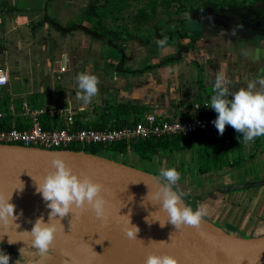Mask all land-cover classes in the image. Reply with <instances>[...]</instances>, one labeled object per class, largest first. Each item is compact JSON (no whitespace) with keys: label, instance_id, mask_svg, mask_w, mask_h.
I'll list each match as a JSON object with an SVG mask.
<instances>
[{"label":"crops","instance_id":"crops-1","mask_svg":"<svg viewBox=\"0 0 264 264\" xmlns=\"http://www.w3.org/2000/svg\"><path fill=\"white\" fill-rule=\"evenodd\" d=\"M20 1L26 8H19L18 0H0V68L9 76L8 84L0 87V112L3 113L0 120L10 118L12 128L30 126L22 111L24 101L33 108L74 110L77 128L123 127L149 113L180 121L215 117L217 113L205 105L211 98L214 74L223 64L228 65L233 90L264 75V47L254 51L251 47L234 46V51L227 52L216 40L213 44L203 41L190 48L188 41L185 46H179L181 55L177 61L159 66L178 53L177 45L167 42L164 47L158 46L156 42L162 38L157 36L155 26H143L145 22L141 23L134 11L130 15L133 26H112L108 24L111 15L101 20L102 14L97 11L101 7L111 11L106 4L108 0H68L69 6L65 7L62 5L66 0H51V5L44 0L46 15L37 20L41 17L37 13H25L33 9L34 0ZM91 3L97 4L94 14L91 13L96 19L87 16ZM61 8L69 13L63 14ZM73 13L81 15L83 23L72 26L64 23L68 20L63 18ZM147 18L146 22L150 19ZM49 19L71 28L70 31L62 32ZM106 44L116 47L120 54H103L101 49ZM154 52L160 59L143 65ZM82 71L97 75L100 81L99 95L89 105L76 97V76ZM58 80L64 82L58 83ZM47 100L52 107L46 106ZM46 117L51 118L52 128L65 126L62 116L45 113L41 121ZM240 135L234 132L226 139L229 153L244 160H264V136L244 144L238 139ZM125 154L133 162H121L140 169L136 163L144 164L143 170L156 176L162 167H176L181 172L180 188L189 192L184 202L193 209L206 204L207 220L215 224L220 221L219 226L245 237L264 234V185L231 193L218 191L226 185L264 180V171L238 177L233 166H225L220 169L222 174L217 173L219 170L200 173L195 146L157 154L152 160H144L130 150ZM150 166L154 172L149 170ZM258 176L261 179H256Z\"/></svg>","mask_w":264,"mask_h":264},{"label":"water","instance_id":"water-1","mask_svg":"<svg viewBox=\"0 0 264 264\" xmlns=\"http://www.w3.org/2000/svg\"><path fill=\"white\" fill-rule=\"evenodd\" d=\"M228 16L220 13L214 5L207 4L195 11L192 19L203 22L213 17L214 22L221 25L216 26L217 28L223 27L225 33L236 36V26L221 22ZM212 27L210 26L211 29ZM212 31L213 29L210 33ZM216 36L218 34L213 37ZM192 38L189 36V41ZM237 39L239 44L234 46L245 49L254 46L244 44L240 36ZM203 41V38L194 40L189 43V48L196 47ZM257 48L261 51L260 46ZM54 154L62 155L81 177L89 176L104 185L110 217L104 223L90 209L70 212L61 219L64 233L56 234L47 257L43 258L32 247L31 236L24 231L30 232L40 216H43L45 222L48 221L50 209L46 207L42 195L36 191L35 181L42 180L53 170L51 160ZM219 173L222 174L223 170H219ZM156 177L143 169L83 150H49L0 144V191L11 192L23 183V190H14L11 200L16 205L15 223L19 227L11 226L9 235L16 241L9 244V236L4 234L0 244L25 250L30 258L26 264H65V261L68 264H144L149 252L173 255L179 260V264H264V234L254 237L237 235L206 218L199 231L190 226L177 230L171 223H165L162 227L160 222L167 221V213L163 210L156 211L159 205L148 202L149 197L146 196L149 191L154 190ZM263 185L264 180H258L222 186L218 191L231 193ZM129 212L132 224L140 229L137 240L126 236L123 222L117 223L119 215H127ZM152 212L154 213L150 216ZM146 217L152 222L149 223ZM3 230L0 225V231ZM201 232L205 235L202 236ZM64 253H70L71 256ZM32 259L34 260L31 261ZM9 264L21 263L9 261Z\"/></svg>","mask_w":264,"mask_h":264},{"label":"clouds","instance_id":"clouds-1","mask_svg":"<svg viewBox=\"0 0 264 264\" xmlns=\"http://www.w3.org/2000/svg\"><path fill=\"white\" fill-rule=\"evenodd\" d=\"M167 41L168 37L164 36L156 43L164 47ZM244 55L247 56L248 53L244 52ZM227 68L228 65L225 63L214 74L211 98L205 106L217 113L212 123L220 135H223L226 125H229L241 134L238 137L240 143L250 144L256 138L264 136V75L251 79L246 86L233 90V81L228 75ZM6 81L7 77L0 75V86H3ZM76 82L77 100L84 105H89L99 95V77L91 72L82 71L77 74ZM51 164L53 170L49 171L42 180L35 181L36 191L42 195L46 207L50 209L48 221L45 222L43 216H40L35 220L30 232L24 231L31 236L32 247L43 258L47 257L56 234L64 233L61 219L70 212L90 209L104 223H107L110 217L109 200L104 195L107 190L103 184L86 175L81 177L60 154L52 156ZM180 180L181 172L176 167H162L156 177L154 190L146 195L149 197L148 202L159 205L156 211L163 210L167 213V221L164 223L159 221L162 227L165 223H171L177 230L190 226L199 231L204 219L209 215L208 207L203 203L195 209L186 205L183 201L189 192L180 188ZM16 189L22 191L23 183L21 182L11 192L0 191V225L4 229L0 231V239L4 234H8L9 244L16 241L9 235L10 227L13 225L15 228L19 227V224L15 223L16 205L11 202L13 191ZM142 204L147 206L143 201ZM154 212L150 213V216ZM146 220L149 223L152 222L149 221V217H146ZM121 222H123L126 236L131 240H137L140 229L132 224L131 213L119 215L117 223ZM201 235L205 234L201 232ZM64 255L71 256L70 253H64ZM9 261L10 256L0 250V264H9ZM65 264H68V261H65ZM144 264H179V260L170 254L149 252Z\"/></svg>","mask_w":264,"mask_h":264},{"label":"built area","instance_id":"built-area-1","mask_svg":"<svg viewBox=\"0 0 264 264\" xmlns=\"http://www.w3.org/2000/svg\"><path fill=\"white\" fill-rule=\"evenodd\" d=\"M0 75L7 77V81L3 86L7 85L9 82L7 71L0 68ZM22 111L28 117L30 126L22 129L0 130V144L23 145L49 150H73L70 147L79 146L82 148L81 150L85 151V148L91 145L109 146L116 142H124L130 146L132 142L138 139L159 138L167 135L187 138L196 133L207 135L218 132L212 123L216 116L180 121L149 113L134 125L95 129L75 127L74 110L70 108H57L54 110H48L45 107L33 108L27 101H24ZM45 113L64 117L65 126L45 129L41 121V117ZM1 116H3V113L0 112ZM233 130L231 126L226 125L224 132Z\"/></svg>","mask_w":264,"mask_h":264},{"label":"rangeland","instance_id":"rangeland-1","mask_svg":"<svg viewBox=\"0 0 264 264\" xmlns=\"http://www.w3.org/2000/svg\"><path fill=\"white\" fill-rule=\"evenodd\" d=\"M67 2L63 3V7L69 6L68 3L70 1L66 0ZM205 0H108L106 2L107 5H110L111 11H106L104 7H101L97 11L100 12L102 15H99V17L102 20V17H108L107 15H111V17L108 20V24L115 26H133V18H131L130 15L133 14V11L137 13V17H139V20H141L145 23H143V26H155L156 30L158 31L157 36L161 37L163 39L164 36L168 37V43L177 45V50L179 52V46H185L189 39L188 34L183 25L182 20L184 18L187 19V16L189 15V12L192 10V8L199 6L201 3H203ZM224 0H217V2H223ZM227 1V0H226ZM232 2H237V0H231ZM48 5L53 4L51 0H47ZM121 5H120V4ZM18 7L26 8L24 3H22L20 0H18ZM120 7V9H119ZM125 7V8H124ZM33 9L26 10L25 13L27 14H35L37 13L41 17L37 20L43 18V16L46 15V7L44 0H34L32 3ZM49 11V10H48ZM60 12L63 14L69 13L68 10H65L63 8L60 9ZM131 12V13H130ZM89 19H96L95 15H87ZM67 18H63V21H66L64 23H69V26H72L74 24H81L83 23V18L81 15L77 14H68L66 16ZM149 21L146 22L148 20ZM85 18V17H84ZM147 18V19H146ZM56 19V18H55ZM87 21V20H86ZM129 22V24H127ZM63 23V22H62ZM121 23V24H120ZM127 24V25H126ZM163 36V37H162ZM101 52L108 55H119L120 52L116 47H113L112 45L106 44L101 49ZM155 53V54H154ZM153 54H150L148 56V59L145 60L143 65L154 63L155 60L160 59L157 57V53L154 52ZM156 57V58H155ZM58 83H63L64 80H58ZM46 106L49 105L52 107V104L50 103V100L46 101ZM65 103H62V105ZM60 105L59 107H61ZM98 147V153L118 161H124L126 163H131L132 160L126 156V154L121 153L118 154L117 152H113L111 150H108L107 145H96ZM90 146H87L86 148L89 149ZM85 148V149H86ZM230 157L232 160H234V166L233 169L236 172L235 175L238 177H245L250 174H260L262 171H264V160L255 161V160H244L241 156L238 157L235 154H230ZM247 163H246V162ZM142 167V169H146L144 164H137ZM151 172H154V168L152 166L149 167ZM218 174L219 171H217ZM256 179H261V176L256 177ZM216 225H221V222H217ZM232 227L234 229V225L232 224ZM229 229V228H228ZM228 232H231L232 230H227ZM0 250H3L5 254H8L10 257V261H17L21 264H26L27 261L30 260L28 258V255L26 254L25 250L13 248L11 246L1 245L0 244ZM20 250V251H19ZM32 259L31 261H33Z\"/></svg>","mask_w":264,"mask_h":264},{"label":"trees","instance_id":"trees-1","mask_svg":"<svg viewBox=\"0 0 264 264\" xmlns=\"http://www.w3.org/2000/svg\"><path fill=\"white\" fill-rule=\"evenodd\" d=\"M97 4L91 3L90 10L88 12L90 15L94 14V10ZM93 13V14H91ZM50 24L60 29L62 32H68L71 28L64 27L61 23L51 20H48ZM198 35H196L197 37ZM163 37V36H162ZM193 37V39H196ZM181 52L176 53L174 56L166 58L162 62L159 63V66L164 65L166 63L177 61L180 58ZM47 118V117H46ZM44 119L42 125L45 129H51L52 124L50 123L51 118ZM10 118H4L0 120V130L2 129H11ZM142 118L136 119L133 122L129 123V125H134ZM56 125V124H55ZM20 129L27 128L25 126L18 125L16 126ZM56 127V126H55ZM120 127V126H119ZM97 129H104V127H96ZM236 131L224 132L223 135H220L218 132L203 134L196 133L191 137L183 138L180 136H162L159 138L152 137L148 139H138L135 140L128 146V144L124 142H116L107 146L108 150L113 152H121L127 153L129 150L138 154L144 160H152L153 157L157 154L163 153H174L177 151L184 150L190 146L196 147V154L198 157L199 168L198 171L200 173L210 172L212 170H220L225 166H234V160L231 159L229 149V144H226V139L228 136L232 137ZM73 150H81L82 148L79 146L70 147ZM86 152H91L94 154L98 153V147L96 145H91L85 149Z\"/></svg>","mask_w":264,"mask_h":264},{"label":"flooded vegetation","instance_id":"flooded-vegetation-1","mask_svg":"<svg viewBox=\"0 0 264 264\" xmlns=\"http://www.w3.org/2000/svg\"><path fill=\"white\" fill-rule=\"evenodd\" d=\"M212 4L215 8L223 15H229L228 18L221 20L223 24L228 26H236V36L231 33H225L223 27L217 28L216 26H221L220 24L214 22L213 17L210 20L203 22H195L192 19V14L195 11L202 9L205 5ZM232 16V17H231ZM209 17V16H208ZM236 17V19L234 18ZM219 19V18H218ZM184 29L187 34L192 38L189 43L194 40L204 39V42L213 44L214 41L217 44H221L227 52L234 51V45L239 44L237 36H240L244 44L253 46V49L257 50L258 46L263 49L264 45V0H237V2H232L231 0H224L222 3L217 2V0H205L199 6L192 8L187 16V19L182 20ZM210 26H213V31L210 33ZM221 31V32H220ZM207 33V34H206ZM215 34L218 36L213 37ZM248 46V47H249ZM253 51V52H254Z\"/></svg>","mask_w":264,"mask_h":264}]
</instances>
